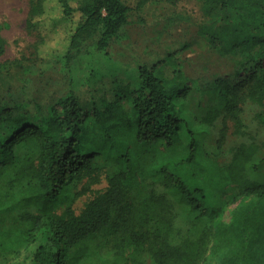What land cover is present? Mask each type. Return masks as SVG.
<instances>
[{
	"label": "trees",
	"instance_id": "1",
	"mask_svg": "<svg viewBox=\"0 0 264 264\" xmlns=\"http://www.w3.org/2000/svg\"><path fill=\"white\" fill-rule=\"evenodd\" d=\"M49 1L60 13L49 16ZM201 7L210 23L199 33L264 71V0ZM129 14L122 0H30L27 25L65 21L55 48L36 50L68 61L89 38L105 49ZM172 58L138 65L137 87L119 86L104 109L86 110L68 92L44 116L0 115V263L39 240L32 264H145L144 256L152 264H264V178L247 175L257 146H237L225 164L203 148L184 115L195 79L174 68L169 76ZM252 79L247 96L261 103L264 72ZM130 93L125 106L119 95ZM204 93L205 123L239 109L228 79L212 80ZM256 118L264 126V108ZM105 165L114 167L105 190L78 214L70 206L58 214L67 186Z\"/></svg>",
	"mask_w": 264,
	"mask_h": 264
},
{
	"label": "rangeland",
	"instance_id": "2",
	"mask_svg": "<svg viewBox=\"0 0 264 264\" xmlns=\"http://www.w3.org/2000/svg\"><path fill=\"white\" fill-rule=\"evenodd\" d=\"M122 1L130 7L128 20L105 49L96 47L97 37L89 38L73 51L70 60L56 61L51 54L41 55L36 48H55L54 37L64 34L67 23L60 20L54 28L44 23L33 29L27 25L30 0H0V115L44 116L68 92L77 96L86 110H92L94 105L104 109L105 103L116 97L119 86L129 83L132 90L137 87L138 65L157 64L172 53L166 73L171 76L173 68L180 69L186 78L195 79L184 115L203 148L225 164L231 160L234 148L254 144L255 164L248 168L247 175L263 179L264 126L256 114L264 108V100L260 103L247 96L253 72H264L257 67L259 60L241 65L240 54L227 57L222 48L211 45V32L199 33L201 25L210 23L203 14L201 0ZM53 3H47L49 16L60 13ZM260 65L264 69V58ZM221 79H228L231 89L240 96L239 109L233 116L222 112L211 123H205L201 118L209 101L204 90L212 80ZM134 94H120L119 98L129 106ZM113 170L112 165H105L95 174L70 183L56 212L61 214L70 206L78 214L89 200L105 190L107 175ZM224 218H229V210ZM38 242L0 264H32ZM144 260L145 264H152L148 256Z\"/></svg>",
	"mask_w": 264,
	"mask_h": 264
}]
</instances>
